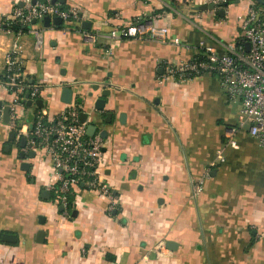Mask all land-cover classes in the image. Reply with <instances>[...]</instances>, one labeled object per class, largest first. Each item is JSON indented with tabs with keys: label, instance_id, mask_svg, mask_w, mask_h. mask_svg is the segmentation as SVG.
Here are the masks:
<instances>
[{
	"label": "crops",
	"instance_id": "obj_1",
	"mask_svg": "<svg viewBox=\"0 0 264 264\" xmlns=\"http://www.w3.org/2000/svg\"><path fill=\"white\" fill-rule=\"evenodd\" d=\"M250 2L232 0L220 15L198 10L204 0H65V9L82 11V22L46 27L40 20L20 34L0 26V78L11 54L25 82L42 86L44 106L21 109L23 135L37 114L52 117L65 106L58 86L76 84L72 102L88 113L87 135L107 131L100 173L115 203L108 211V197L79 188L65 214L48 189L56 178L50 161L40 153L20 158V139L11 140L0 121V263L264 264V149L239 125L240 102L216 75L180 82L164 68L190 61L200 41L225 53L242 35L238 17ZM23 4L0 0V18ZM132 21L165 27L170 39L110 37ZM103 89L111 95L96 109ZM11 99L0 85L3 104ZM232 127L236 145L226 136Z\"/></svg>",
	"mask_w": 264,
	"mask_h": 264
},
{
	"label": "built area",
	"instance_id": "obj_2",
	"mask_svg": "<svg viewBox=\"0 0 264 264\" xmlns=\"http://www.w3.org/2000/svg\"><path fill=\"white\" fill-rule=\"evenodd\" d=\"M22 1L23 6H15L10 15L0 18L1 27H12L14 24L30 27L45 16L60 17L62 20L74 19L79 23L83 20L82 11L78 7L63 9L60 2L52 0ZM229 2L230 0H204V3L214 5L213 11H223L224 14L228 13ZM238 20L242 35L237 43L227 47L225 53L219 54L212 45L200 41L197 55L204 56L203 59L195 57L177 65L166 63L164 68L167 75L180 82L206 73L216 75L227 97L240 102L239 125L246 126L259 147L264 149V6L253 0L246 13L239 15ZM31 33L38 34L36 30H31ZM85 35L92 40L95 38V35L89 33ZM110 37L157 39L162 42L170 39L167 28L140 21L113 28ZM172 40L176 44L181 42L179 38ZM0 85L12 95V99L0 107V121L3 120L4 106L8 105L10 129L16 132L18 139L21 136L27 139L23 151L28 153L34 150L50 161L56 178L49 183L48 189L54 194V201L63 207L64 213L69 215V195L79 188L108 197V211H112L115 203L100 173L106 140L100 134L87 135L86 123L80 119L81 107L72 102L65 104L52 117L44 113L37 114L32 130L23 135L21 109L28 99L35 102L40 97L42 86L25 82L18 61L11 54L5 58V72L0 78ZM237 131V127H232L226 133L228 142L232 145H236L234 137ZM221 160L223 161L222 156ZM201 183L193 186L194 196L199 193ZM73 204L72 201L71 205ZM158 248L161 251L164 245Z\"/></svg>",
	"mask_w": 264,
	"mask_h": 264
},
{
	"label": "water",
	"instance_id": "obj_3",
	"mask_svg": "<svg viewBox=\"0 0 264 264\" xmlns=\"http://www.w3.org/2000/svg\"><path fill=\"white\" fill-rule=\"evenodd\" d=\"M53 2H61V3H64L65 0H52ZM258 3H260L261 5H264V0H256ZM198 10H207V9H214V5L213 4H207V3H203L202 5L198 6L197 7ZM220 15H223L224 12L223 11H220L219 12ZM43 23L45 24L46 27H49L52 23L56 24V25H61L63 20L60 18V17H53L51 18L50 16H45L43 19ZM35 23V22H34ZM83 27H87L89 28L91 26V24L89 22H83ZM76 84H70V85H60L58 86V88H61V92H60V99L62 102L66 103V104H70L72 103L73 101V92H74V86ZM105 85H109L108 83H104L103 86ZM101 87V84L98 83V84H94L92 86V89L93 91H90L88 93V96L89 97H93L94 94L97 93V91L99 90V88ZM79 90H80V86H79ZM95 91V92H94ZM101 95L95 102V107L96 109H103L105 104H106V97H109L111 95V90L109 89H103L101 91ZM28 97V95H27ZM103 97V98H102ZM82 101V99H79V102ZM33 104V101L32 100H28L27 101V105H32ZM35 104L39 107H43L44 106V102L42 99H37L35 101ZM3 105V102L0 100V107ZM108 116H111L110 113L107 114ZM9 116H10V109H9V106L8 105H5L4 106V113H3V120L4 122L8 123L9 122ZM122 117H124V115H122ZM80 119H81V122H86L87 119H88V113H85V111L81 112V115H80ZM108 119V118H107ZM95 121V120H94ZM96 128H97V125L94 123H90L87 125V130H88V134H94L95 131H96ZM102 136L104 138L107 137V131H103L102 133ZM16 137V132L15 131H11L10 132V139L11 140H14ZM26 137L25 136H21L20 138V147L21 148H24L25 145H26ZM19 156L20 158L24 159L26 158L27 156L30 158V159H34L36 157V151L34 150H31L30 152L28 153H25L24 151H21L19 153ZM22 169L23 170H29L30 168V163L29 162H26L24 161L21 165ZM50 195V192L48 190H43L42 191V196L43 197H49ZM60 209L63 211V207L61 206ZM45 235V231L43 230H40L38 231V240H41V237H44ZM4 239L8 240V241H11V239H13V236L12 235H5L4 236Z\"/></svg>",
	"mask_w": 264,
	"mask_h": 264
},
{
	"label": "trees",
	"instance_id": "obj_4",
	"mask_svg": "<svg viewBox=\"0 0 264 264\" xmlns=\"http://www.w3.org/2000/svg\"><path fill=\"white\" fill-rule=\"evenodd\" d=\"M230 1H232V0H230ZM259 5H261L260 3H259ZM261 6H264V5H261ZM62 8L63 9H65V7H64V5H62ZM12 28H13V30H15V31H18V30H26V28L25 27H23V26H21V25H18V24H14L13 26H12ZM202 55V54H201ZM196 57V59L198 58V59H203V57L202 56H199V55H195L193 58H195ZM205 59V58H204ZM25 96H26V94H25ZM27 104V102H25V105ZM72 195L73 194H70L69 195V200H70V208L72 207V205H71V203H72ZM54 198V194H52V199Z\"/></svg>",
	"mask_w": 264,
	"mask_h": 264
}]
</instances>
